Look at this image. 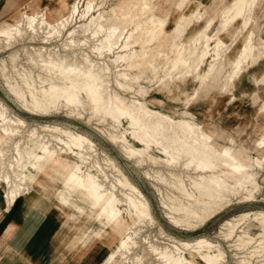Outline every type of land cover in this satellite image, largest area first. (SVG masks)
<instances>
[{"label":"rangeland","instance_id":"1","mask_svg":"<svg viewBox=\"0 0 264 264\" xmlns=\"http://www.w3.org/2000/svg\"><path fill=\"white\" fill-rule=\"evenodd\" d=\"M187 1L190 5L185 11H183L185 4H181V0L151 2L148 7L140 11L142 13L140 19L125 29L115 48L108 44V40L116 33L113 26V22L116 21V11L121 7H131L132 0H0V30L7 29L18 12L28 17L24 24L29 35L33 32L30 27L44 19V24L37 29L38 41L41 36L48 39L42 38L41 40H45L43 42L27 40L28 42L21 43L25 48L31 49L29 52L34 48L41 50L43 54L52 55L59 52L61 45L73 42L77 52L76 58L79 61L88 65L99 64L104 68L113 88L123 93L126 98H134L144 107L145 112L158 113L157 119L167 129V132L171 131L172 126L180 127L183 130V124L188 123L191 126L204 128L208 133L223 136L228 147L236 151L241 150L245 157L263 160L264 151L254 150V144L260 139V131L264 126V112L260 109L264 102V86L256 84V81L259 80L260 82L261 76L264 75V0H253L261 1L260 7L254 13L246 11L240 17L235 18L219 39H211V36L220 20V13L227 10L233 0ZM194 2L200 5L198 9L200 18L197 21L194 20L186 29L181 42H172L167 32L174 28L178 19L190 14ZM177 8L178 11H176ZM166 13V24L160 25L161 30L158 33L151 31L143 37L140 32H135L136 24L149 22L152 15L162 17ZM41 15L44 17L42 18ZM202 36L208 37L205 44L206 56L198 68L185 72L184 68H187L189 61L184 58L182 48L187 44H197ZM248 36L250 39L245 43ZM258 40L261 42L260 45L257 43ZM10 51L11 49L0 50V68L5 67L4 76L1 75L0 70V103L8 109L10 116L21 119L26 124L25 127L20 128L21 141L19 145L28 143L27 135L33 128L41 135L48 136L50 132L42 131V126L63 127L81 132L96 145V153L89 152L90 157L83 161V166L92 165L94 161L99 162L101 167L104 166L103 169L108 175L105 186H109V181H113V174L103 162L104 155L107 154L108 156H106L114 160L132 185L147 200L156 224L152 227L139 225V234L141 235L137 237L139 248L135 249L134 264H159L155 259V254L150 251V246L158 247L161 251L166 252L172 250L168 241L159 235L160 229L166 235L190 244L197 239L207 238L212 242L220 243L227 256L226 264H237L236 259L231 256L235 253H238V257H242L243 260L257 264L254 257L260 253L263 254L264 251L263 245L259 244L260 239L257 237L259 232L256 228L250 231L249 237L253 238L252 241L242 237L240 228H236L233 235L227 240L220 239L218 235L222 225L235 216L244 212H264V201L261 200V197L257 198L258 201L251 203H235L234 200L231 205L210 220H207L205 215L184 220L176 211V199H172L167 204L159 202L161 195L154 188L155 181L152 177L145 175V172H149L152 176L151 168L145 165L138 167L126 159L120 147L104 136L102 129L105 125L94 120L88 122L84 118H80L76 111L71 112L76 110L74 104H69V110L48 100L45 94L49 91L47 84L34 83L32 77L25 76L23 69L15 73L12 69V62L7 59ZM145 53H148L145 62L137 67V56ZM217 53H220L219 59L222 60L227 73L228 87L214 89L212 84H208L206 87L208 96L201 99L197 96L199 87L214 65L213 59ZM17 54L16 64L19 63V68L20 65L25 64L26 57H24V52L21 49L17 51ZM1 58L5 60L3 65ZM237 59H240V67L239 72L234 76L232 64ZM61 63L62 68H59L55 66L52 59L42 61L44 67L63 77L66 86L65 94H70L77 89L79 95L86 98L82 91V86L86 84L84 77L86 75L93 81L94 73L89 70L82 74L78 68L68 70L64 67V61ZM116 81L124 89L118 88ZM162 85L165 87L162 88ZM8 87L12 88L14 94L9 92ZM88 88L91 96L95 99L98 111L102 104L98 100L100 91H97V86L94 85H90ZM30 94L33 95V100H31ZM254 95H257V98L253 103ZM123 124L122 133L128 138L129 130L126 121ZM189 133L186 130L184 135L187 136ZM50 147L54 148L55 144L52 142ZM7 153V156L10 155L16 163L22 161L21 156L13 151ZM151 154L157 156L154 150L151 151ZM62 157L67 158L70 162L78 161L71 153L62 154ZM24 174L27 178H33L35 183L44 187L43 193L40 192L36 184H26L13 201L9 200L10 202L6 203L4 189L0 185V220L16 201H19L21 216H25L21 211L23 209L21 201L24 198L38 199L41 197L43 202H50L57 207H62V198L69 196V179L65 183H61L60 181L63 179L61 177L55 176L52 180V178L43 177L30 169H26ZM92 174L97 176L96 172ZM161 187L158 186L164 194L165 188ZM8 189L9 186H6V190ZM58 192L62 195L61 199L58 198ZM193 198L202 200L198 194H195ZM118 210L122 218L130 224L128 213L125 211L126 205L119 203ZM44 222H51L52 227L48 236L50 237L58 229L61 219L51 212ZM101 234L99 241L94 237H89L69 258L73 262L90 259L95 264H119L120 238L112 236L110 231ZM238 235L241 238L238 239L237 244L242 250L231 249L230 245ZM123 240L126 241V238L123 237ZM61 247L60 244L57 251L53 253L54 256L57 255ZM142 249L145 250V254ZM189 252V250L184 249L181 251V256L189 259Z\"/></svg>","mask_w":264,"mask_h":264},{"label":"bare ground","instance_id":"2","mask_svg":"<svg viewBox=\"0 0 264 264\" xmlns=\"http://www.w3.org/2000/svg\"><path fill=\"white\" fill-rule=\"evenodd\" d=\"M158 1L160 0H132L131 7L119 8L116 11V21L113 22L116 33L108 40V44L115 48L125 29L140 19L142 15L140 11L148 7L151 2ZM183 3L185 4L183 11H185L190 3L188 4L187 0H181V4ZM260 5L261 1L233 0L230 7L220 13V20L211 39H219L235 18L240 17L246 11L254 13ZM199 8L200 5L194 2L190 14L178 19L174 28L167 32L172 42L182 41L186 29L194 20L197 21L200 18ZM41 16L44 17V15ZM26 19H28L27 16L18 12L8 28L0 30V50L11 49L7 59L12 62V69L15 73L23 69L25 76L32 77L34 83L47 84L49 91L45 93L46 98L52 103L60 104L69 110V104L72 103L76 110L71 112L76 111L80 118H84L88 122L94 120L104 124L102 129L104 136L120 147L126 159L138 167L145 165L151 168L152 176L149 172H145V175L152 177L155 181L154 188L161 195L159 202L167 204L172 199H176V211L184 220L199 215H205L207 220H210L231 205L234 200L235 203H251L261 197V200L264 201L262 192L264 159L245 157L241 150L236 151L228 147L223 136L208 133L204 128L191 126L188 123L183 124V130L180 127L172 126L171 131L167 132V129L157 119L158 113L145 112L146 110L138 101L134 98H126L123 93L113 88L104 68L99 64L88 65L79 61L76 58L77 52L73 42L61 45L59 52L52 55L43 54L41 50L34 48L29 52L31 49L25 48L21 43L27 40L38 41L37 29L44 24V19L30 27L33 31L31 35L28 34V29L24 24ZM166 21L167 13L162 17L152 15L149 22L136 24L135 32H140L143 37L151 31L158 33L161 30L160 25L166 24ZM250 36L245 39V43L249 41ZM39 38L48 39L45 36ZM41 39H39L40 42L45 41ZM207 39L208 37L202 36L197 44L183 46V56L189 61L187 68H184L185 72L198 68L205 58ZM257 43L260 45V40ZM20 49L26 58L25 64L18 68L19 63L16 64V59L17 51ZM147 55L148 53L137 56V67L145 62ZM219 56L220 53H217L213 59L214 65L201 82L197 93L201 99L208 96L206 88L208 84H212L214 89L228 87L227 73ZM49 59H52L55 66L59 68H62L61 61H64V67L68 70L78 68L82 74L89 70L94 73L93 81L86 75L84 77L86 84L82 86V91L86 98L81 97L77 89L70 94H65L66 86L63 77L52 73L42 65V61ZM4 62L5 60L2 59V65ZM239 67L240 59H237L232 64L234 76L239 72ZM0 70L1 75L4 76L5 67H1ZM260 79L261 81L257 80L256 84L264 86V75ZM90 85L97 86L96 90L100 91L98 100L102 104L98 111L95 99L91 96L88 88ZM116 86L124 89L117 81ZM163 87L165 86L162 85ZM8 90L14 94L11 87H8ZM30 96L33 100V95L30 94ZM254 96L253 103L257 98V95ZM260 109L264 112V102ZM124 121H126L129 130L128 138L122 133ZM25 126V122L10 116L8 109L0 103V185L4 189L6 203H9V200L13 201L26 184H36L40 192L43 193L44 187L35 183L33 178L26 177L24 174L26 169L35 171L43 177L52 178V180L55 176L61 177L63 178L61 183H65L69 179V196L62 198L61 193H57L58 198H62V207H57L50 202H43L41 197L38 199L24 198L21 201L23 208L21 211L25 215L29 212H37L45 220L49 213L53 212L61 219L58 229L48 237L53 253L57 251L60 244L62 245L55 257L59 256L63 258L62 260L65 259V255L71 257L89 237H94L99 241L102 232L110 231L112 236L120 238L119 264H134L135 249L139 246L137 237L141 235L139 234V225L152 227L156 224L143 194L132 185L122 172L123 170L121 171L114 160L107 157V154L106 156L103 153V162L113 174V181H109V186H105L108 175L103 169L104 166L101 167L99 162L94 161L92 165L83 166V161L90 157L88 153L91 151L96 153V145L81 132L63 127L42 126V131L50 132L48 136H43L32 127L33 130L27 135L28 143L19 145L21 141L20 128ZM186 130L190 132L187 136L184 135ZM52 142L55 144L54 148L50 147ZM153 150L157 156L151 154ZM254 150L264 151V126L260 131V139L254 144ZM9 151L21 156L22 161L16 163L10 155L7 156ZM68 153H71L78 161L70 162L67 158L62 157V154ZM93 172H96L97 176L93 175ZM6 186H9L8 190H6ZM158 186L165 188V195L162 194V190ZM195 194H198L202 200H195L193 198ZM119 203L126 205L125 211L128 213L130 224L122 218L118 210ZM13 228L14 224L10 222L2 234L8 236ZM236 228H240L242 237H246L250 241L253 240L249 237L250 231L256 228L259 232L257 234L260 239L259 244L263 245L264 251V212H244L235 216L222 225L218 237L227 240L233 235ZM159 235L161 238H165L172 248L170 252H166L161 251L158 247H149L159 264H226V253L218 242H212L207 238L197 239L190 244L166 235L161 229ZM123 237L126 238V241L123 240ZM239 238H241L240 235L233 240L230 245L231 249L242 250L237 244ZM55 241L57 243H54ZM184 249L190 251L189 259L181 256V251ZM144 252L145 250H143ZM231 256L236 259L237 264H251L243 260L242 257H238V253ZM254 259L257 264H264V253H260Z\"/></svg>","mask_w":264,"mask_h":264},{"label":"crops","instance_id":"3","mask_svg":"<svg viewBox=\"0 0 264 264\" xmlns=\"http://www.w3.org/2000/svg\"><path fill=\"white\" fill-rule=\"evenodd\" d=\"M19 208L16 201L0 220V264H95L90 259L73 262L67 255L64 260L55 257L48 241L51 222H44L37 212L21 216ZM10 222L14 228L4 236Z\"/></svg>","mask_w":264,"mask_h":264}]
</instances>
